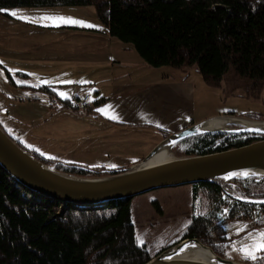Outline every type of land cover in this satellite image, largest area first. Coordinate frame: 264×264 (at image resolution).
<instances>
[{"label":"trees","instance_id":"16d2710c","mask_svg":"<svg viewBox=\"0 0 264 264\" xmlns=\"http://www.w3.org/2000/svg\"><path fill=\"white\" fill-rule=\"evenodd\" d=\"M57 5L93 6L107 34L130 44L150 67L195 66L213 86H220L231 74L234 85L244 89L242 97L264 102V0H0V13L12 7ZM3 72L9 84L31 89L16 84L5 68ZM37 89L48 94L54 109L70 108L66 100L56 105L51 89ZM243 116L264 120L262 116ZM166 136L168 132H163L162 137ZM257 139L260 137L239 133L202 134L179 141L173 150L179 156L203 155ZM18 143L36 159L72 175H107L121 169L60 162ZM231 182L242 197L258 203L235 200L214 182L194 183V195L201 191L208 211L191 217L178 242L197 238L225 257L229 239L224 225L253 220L256 210L264 213V177ZM59 206L61 203L19 186L0 167V264H144L154 257L137 242L130 199L111 201L101 209L61 207L57 213ZM252 264H264V255Z\"/></svg>","mask_w":264,"mask_h":264},{"label":"rangeland","instance_id":"374dc122","mask_svg":"<svg viewBox=\"0 0 264 264\" xmlns=\"http://www.w3.org/2000/svg\"><path fill=\"white\" fill-rule=\"evenodd\" d=\"M11 12H16L25 19L14 17L9 14ZM45 16L63 17L65 20L77 21L78 23L40 19ZM88 25H91V27L101 26L94 7L90 5L12 7L7 8L5 13H0V64L2 66H0V88L5 92L8 89L15 88V86L8 83L3 68L10 72L14 82H18L24 78L23 75L17 72V66L21 62L37 59L38 57L51 59L57 53L55 50L56 45L70 37L68 33L58 32L59 29L57 28H90ZM71 38L70 41H73L72 36ZM112 38L113 43L124 47L116 38ZM76 40L80 42L81 38L77 37ZM102 43L118 52V49L108 44L106 40H102ZM119 52L121 55L120 60L137 59L141 62L140 57L131 48L130 44L127 45L126 50ZM141 63V65H137L128 71L129 75L125 80L131 81L134 88H141L146 85L143 80H150V77L153 76L154 86L153 88L148 87L149 93L153 90V95L148 98L149 110H153L145 113L144 116L152 114L150 117L151 125L160 134L168 132L169 135L182 130L191 123H201L212 116L233 115L245 117L243 115H250L264 118V102L242 97L244 89L242 86L234 85L231 74L225 76L220 86H213L205 81L195 66L153 68L147 66L143 61ZM116 67L119 72L122 71V68ZM136 68L139 69V72ZM150 70L153 72H150ZM82 79L93 81L94 84H101L102 82L88 75L81 76ZM22 91L25 92V90ZM32 92L34 91L28 90L26 94ZM62 92H65V90ZM16 93L21 95L20 92ZM13 111L14 109L10 108L9 104L6 109L2 110L0 108V124L3 128L14 124L11 118ZM229 112H234V114H229ZM17 126L21 128L18 123ZM237 126L242 125L228 124L226 128ZM246 135L255 134L247 133ZM170 154L171 157L179 156L176 155L173 149ZM219 183L225 194L235 200L246 202L237 198L245 199L239 194L237 185L231 180ZM193 185L184 184L158 188L130 199L131 219L135 227L137 242L144 245L151 255L155 256L165 248L178 242L189 225L191 217L197 214H205L208 211L206 199L202 196L201 191L194 195ZM226 191H230L231 194ZM156 206L159 207L158 210ZM61 207L59 206L57 213L63 210ZM224 229L226 237L229 239V247L225 251V258L252 264L256 257L264 255V250H257V245L264 243V240L260 238V233H264V213L256 210L253 220L229 221L224 225ZM246 253H250L255 258H245Z\"/></svg>","mask_w":264,"mask_h":264},{"label":"crops","instance_id":"0c3cea01","mask_svg":"<svg viewBox=\"0 0 264 264\" xmlns=\"http://www.w3.org/2000/svg\"><path fill=\"white\" fill-rule=\"evenodd\" d=\"M57 29L70 37L56 45L57 53L51 59L38 57L17 66V72L24 78L15 82L31 89H22L24 92L15 87L5 92L0 88V108L6 109L9 104L14 109L11 114L14 124L5 127L6 131L42 157L83 167L126 168L143 159L161 139V134L151 125L152 114L144 116L153 110H149L148 100L153 95V90L150 93L148 90L154 86L153 76L143 80L146 85L141 88H134L131 81L125 80L128 71L141 65L142 59L141 62L120 60L119 51L126 50L128 44L122 43V47L113 43L102 24L83 29ZM77 37L81 38L80 42ZM85 75L103 83L81 80ZM39 86L54 92L56 105L67 100L76 88L87 86L92 90V110L84 114L71 107L54 109L48 94L36 89ZM28 90L34 92L26 94Z\"/></svg>","mask_w":264,"mask_h":264},{"label":"water","instance_id":"95a60500","mask_svg":"<svg viewBox=\"0 0 264 264\" xmlns=\"http://www.w3.org/2000/svg\"><path fill=\"white\" fill-rule=\"evenodd\" d=\"M231 116L249 119L258 123L264 122V120L242 116ZM207 120L169 134L160 140L143 159L131 166L116 171L111 170L113 172L111 174L89 177L61 172L54 165H48L36 159L28 150L20 146L17 140L7 135L0 125V167L19 186L29 190L34 195L57 201L61 203L62 208L81 209L105 208L111 201L131 199L158 188L198 182L220 184L219 182L237 178L264 177L263 129L261 127L253 129V127L242 125L234 128L201 130L200 125ZM206 133H252L255 136H260V139L219 152L170 157V159L160 163L145 164L164 146L168 145L171 151L180 140ZM226 192L230 193V191ZM237 198L250 203H258L256 200ZM188 243L197 244L207 250L213 261L176 257L177 252ZM144 264L246 263L218 256L210 247L201 243L197 238H184L178 243L165 248Z\"/></svg>","mask_w":264,"mask_h":264},{"label":"bare ground","instance_id":"6f19581e","mask_svg":"<svg viewBox=\"0 0 264 264\" xmlns=\"http://www.w3.org/2000/svg\"><path fill=\"white\" fill-rule=\"evenodd\" d=\"M229 123L240 124V125H244L246 127H251V128L253 127V129H257L261 127L264 131V122L258 123V122H254L252 120L245 119V118H238V117H232V116L228 117V116H223V115L212 116L211 119L207 120L204 124L200 125V129L201 130L222 129V128H226ZM192 124L193 123H191V125ZM199 135H202V134H199ZM194 136H197V135H194ZM163 138L165 137H162V134H161L160 140H162ZM170 157H171L170 147L167 145V146H164L162 149H160L151 159L146 161L145 164L148 165V164L160 163V162L170 159ZM175 256L182 257V258H193V259L204 260V261H213L210 253L207 250H205L204 248L194 243H188L187 245H185L181 250L177 252Z\"/></svg>","mask_w":264,"mask_h":264},{"label":"built area","instance_id":"2783aa9c","mask_svg":"<svg viewBox=\"0 0 264 264\" xmlns=\"http://www.w3.org/2000/svg\"><path fill=\"white\" fill-rule=\"evenodd\" d=\"M68 105L78 111L86 112L92 107V91L89 87H78L66 100Z\"/></svg>","mask_w":264,"mask_h":264},{"label":"snow or ice","instance_id":"6c2138e0","mask_svg":"<svg viewBox=\"0 0 264 264\" xmlns=\"http://www.w3.org/2000/svg\"><path fill=\"white\" fill-rule=\"evenodd\" d=\"M10 15L14 16V17H17L19 19H25L22 15H18L16 12H11L9 13ZM40 19H43V20H59V21H63L65 23H78L77 21H71V20H65L63 17H41ZM89 27H91V25H88ZM60 95H64L63 93H61ZM98 111H101L103 113V110H98ZM260 238L262 240H264V233H260ZM142 243V241H141ZM257 250H264V243H260L257 245ZM245 258H255L254 256H251L250 253H246L245 255Z\"/></svg>","mask_w":264,"mask_h":264}]
</instances>
